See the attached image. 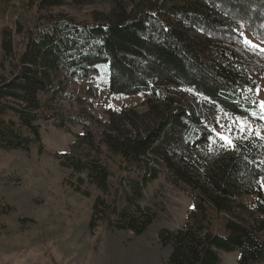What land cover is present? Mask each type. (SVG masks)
<instances>
[{"label":"trees","instance_id":"16d2710c","mask_svg":"<svg viewBox=\"0 0 264 264\" xmlns=\"http://www.w3.org/2000/svg\"><path fill=\"white\" fill-rule=\"evenodd\" d=\"M40 10L67 0H30ZM78 22L49 15L45 25L27 33L21 52L11 34L0 48V148L42 145L41 120L58 128L73 122L63 102L79 101L72 84L102 75L112 94H146L143 111L120 110L102 132L98 146L121 156L130 190L110 182L101 157L85 161L67 154L64 167L86 173L96 188L91 231L143 234L157 213L142 206L144 184L167 173L178 187L191 190L194 205L186 224L163 229L160 242L171 248L169 264H222L219 251L239 252V264L264 261V138L247 136L212 144L221 114L257 119L256 82L247 69L264 75V52L237 50L242 33L264 40V0H111L108 10H93ZM90 146L95 139L86 134ZM85 196L82 183L71 184ZM122 187L123 190L120 189ZM243 191V192H242ZM247 192L256 197L249 205ZM0 199V216L11 211ZM250 207L252 210L250 211ZM213 214L221 215L214 230Z\"/></svg>","mask_w":264,"mask_h":264},{"label":"rangeland","instance_id":"374dc122","mask_svg":"<svg viewBox=\"0 0 264 264\" xmlns=\"http://www.w3.org/2000/svg\"><path fill=\"white\" fill-rule=\"evenodd\" d=\"M110 3L111 0H67L64 5L40 10L30 0H0V48L5 34H11L14 49L21 52L27 33L45 25L49 15L61 14L86 22L91 19L93 10H108ZM241 33L242 42L227 40L223 43L244 53L249 51L246 47L264 52V40L244 29ZM103 71L98 77L72 84L77 90L75 96L80 99L62 103L73 118L69 126L58 128L51 121L39 122L40 148L33 146L29 151L0 148V199L11 206L8 214L0 216V264H169L171 248L160 242L159 233L186 224L194 205L189 188L178 187L169 174L162 173L143 186L139 203L157 213L154 223L143 234L111 230L106 225L91 231L92 205L99 191L81 181L80 178L87 177L86 173H75L61 163L67 154L81 156L85 161L101 157L109 167L111 184L130 190L128 178L130 175L134 178V173L126 169L127 163L97 143L112 114L118 117L117 112L123 109L143 111L148 96L112 94L106 84V67ZM247 72L257 84L255 97L260 107V102L264 101V75L256 67L248 68ZM261 115L264 110L260 107V113L255 115L257 119L237 116L248 122L246 130L241 132L236 117L221 114L215 122H209L215 134L212 144L219 145L218 134L230 135L233 140L255 135L264 137ZM88 133L97 145H89ZM72 183L84 184L82 187L90 190L91 195L77 192ZM261 184L264 189V178ZM242 198L250 206L256 199L247 192ZM249 209L251 211L252 207ZM222 218L213 214L214 230L223 231ZM219 254L222 264H239L238 251L220 250Z\"/></svg>","mask_w":264,"mask_h":264},{"label":"snow or ice","instance_id":"6c2138e0","mask_svg":"<svg viewBox=\"0 0 264 264\" xmlns=\"http://www.w3.org/2000/svg\"><path fill=\"white\" fill-rule=\"evenodd\" d=\"M246 43L249 44L250 46L254 47V48L256 47L255 45L251 44V41H246ZM262 51H264V49H262ZM260 107L262 110H264V101L260 102ZM252 114L257 115V113H255V112H253ZM261 118L264 119V115H261ZM235 122H238L240 124V126H241L240 131L241 132L246 130V126L248 123L246 120H243L240 117H236ZM218 135H219V138L224 142L225 146L235 148V144H234L233 139L230 135L229 136H225L223 134H218ZM257 135H259V133H257ZM261 138H264V137H261Z\"/></svg>","mask_w":264,"mask_h":264}]
</instances>
